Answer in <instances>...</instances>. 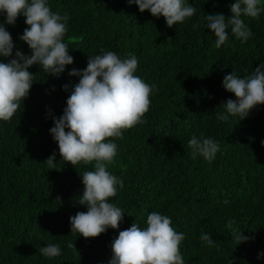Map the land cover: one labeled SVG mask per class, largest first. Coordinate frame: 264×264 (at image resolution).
Returning a JSON list of instances; mask_svg holds the SVG:
<instances>
[{"label":"trees","instance_id":"obj_1","mask_svg":"<svg viewBox=\"0 0 264 264\" xmlns=\"http://www.w3.org/2000/svg\"><path fill=\"white\" fill-rule=\"evenodd\" d=\"M185 2L195 14L169 28L163 16L141 13L127 0H47L53 12L69 17L64 42L74 62L59 77L33 65L28 97L9 122L0 121V264H108L119 231L133 222L146 227L153 211L169 216L172 227L185 234L180 244L185 264H264V256L258 258L264 253V105L240 121L217 119L221 105L236 99L224 89V77L250 76L264 63V11L258 19L242 17L253 34L247 42L229 28L228 40L217 49L203 17H230L235 0ZM5 20L0 15L14 48L0 62L14 59L16 51L31 55L20 39L28 27L25 18L14 25ZM102 51L122 59L135 55V75L155 89L146 123L114 141L117 155L108 165L124 183L109 201L122 209L124 219L118 229L85 239L70 233V217L87 210L77 202L83 193L80 173L94 170V164L75 168L61 161L49 130L81 78L69 72L84 70L88 58ZM201 133L220 144L211 163L192 159L187 149L192 135ZM53 153L55 169L50 170L43 161ZM232 230L254 238L237 245ZM201 233H210L214 244L202 242ZM49 243L59 244L61 255L43 257L39 249Z\"/></svg>","mask_w":264,"mask_h":264},{"label":"clouds","instance_id":"obj_2","mask_svg":"<svg viewBox=\"0 0 264 264\" xmlns=\"http://www.w3.org/2000/svg\"><path fill=\"white\" fill-rule=\"evenodd\" d=\"M127 2L137 5L141 13L148 11L153 17L163 16L169 28L183 23L196 12L185 0ZM229 7L230 17L222 13L203 17L205 27L214 33L217 49L228 40L229 28L236 39L247 42L253 34L242 17L258 19L264 11L260 0H235ZM0 15L6 16L5 23L11 25L18 17L25 18L28 27L20 39L31 50V55L16 51L14 59L0 62V121L9 122L30 93L35 75L29 69L33 65H39L47 76L59 77L67 65L73 64L74 58L64 42L69 17L53 12L47 0H0ZM13 48L11 34L0 24V57L12 56ZM137 68L138 58L131 53L122 59L113 51H102L88 58L84 70L69 72L70 76L81 78L67 98L63 115L53 118L54 127L49 131L58 145L61 161L75 168L80 164H94V170L79 172L83 193L77 202L87 210L70 217V233L78 237L97 238L110 228L118 229L124 219L122 209L109 202L117 195V186L123 188L124 183L108 171V165L117 155L114 141L122 139L125 131L146 123L144 116L150 109L155 85L135 75ZM222 84L236 99H228L221 105L224 111L217 113L218 120L227 122L230 117H239L240 121L251 110L264 105V63L244 78L228 74ZM68 87L63 86L65 91ZM187 149L192 159L202 157L211 163L220 151V144L205 138L203 133L199 138L193 134ZM55 156L53 153L43 161L50 170L55 169ZM232 223L229 222V229ZM231 237L237 245L254 238L237 230H232ZM184 239L185 234L172 227L169 216L153 211L147 215L146 227L133 222L131 227L119 231L111 243L112 258L108 264H185L180 253ZM200 240L214 244L210 233H201ZM68 247L75 248V245L69 243ZM39 252L51 259L61 255V248L59 244L49 243L40 247ZM261 256L264 253L258 254V258Z\"/></svg>","mask_w":264,"mask_h":264}]
</instances>
